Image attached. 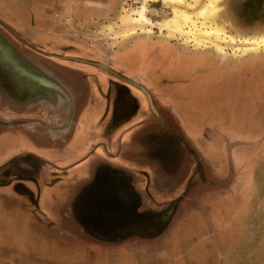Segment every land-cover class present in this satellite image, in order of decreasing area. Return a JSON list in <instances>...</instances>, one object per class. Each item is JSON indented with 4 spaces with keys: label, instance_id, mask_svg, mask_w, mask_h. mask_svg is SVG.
<instances>
[{
    "label": "rangeland",
    "instance_id": "1",
    "mask_svg": "<svg viewBox=\"0 0 264 264\" xmlns=\"http://www.w3.org/2000/svg\"><path fill=\"white\" fill-rule=\"evenodd\" d=\"M121 1V10L117 12L118 15H120V24L117 25L116 22L115 25L110 24V26L106 28L103 26L96 27L101 29V36L98 37V41L96 40L98 46L101 50L107 51L106 54L108 56H111L113 51L117 50L119 46L118 43H115L117 40H129L128 38L138 36L132 42L133 46L131 51L120 54V68L117 66L118 69L128 73L130 77L140 76L145 79L148 78V81L150 80L149 85L152 88L158 86L167 88L169 82L173 81L170 90L176 89L178 85H184V80H187L188 83L185 84L199 87L201 93L207 94L213 91L212 96L201 94L202 98L208 101L202 103V112L207 116L206 118L210 119L209 116L211 114L214 115L211 111H217L219 117L215 118L225 120L220 124L222 126L221 129H224V131H226V127H230V125L226 126L228 125L227 121L232 124L231 133L243 134L245 132L247 134L250 133V131L256 132V130H258L255 123L260 122V120L264 121V104L258 103L264 102V70L258 72L257 67L259 66L261 69L264 68V62H262L264 58H260L263 56L259 55L261 53L264 54V46L257 43L255 44L254 41L264 37V28L255 29L254 25H246L247 22L244 21L246 16L242 15H240L241 17L235 18V24L242 30L237 28V31H234L231 29V25H228L227 28L225 26V21L229 20L226 12L228 8L226 6V4H228L226 2L227 0H219L217 11L206 17H201L200 11L204 8L208 0H198V3L194 6L177 3L178 0H163V2L157 5L153 4L154 1L152 0ZM181 13L189 15L194 24L200 25L206 23L213 25L221 34H225L230 41L220 42L216 40L215 34L206 37L201 32H196L193 27H189V24L184 23L180 15ZM127 18L129 20H127ZM96 28L94 27V29ZM244 31L246 32L244 33ZM141 34L170 41L172 44L182 49L196 52L179 50L174 46L168 47L160 44L158 39L139 37ZM190 40H198L202 43V46H198ZM126 44L127 41L122 43V46ZM46 53L53 52L46 50ZM62 54L63 53H61V55ZM216 55L222 58L226 56H235L237 60L231 57L224 61L217 59ZM67 56L74 57L75 59L66 61L64 59L44 56H42L41 59L44 64L48 63L50 64L49 66L64 70V72L68 73L71 81H75V78L80 76L78 72L79 69L83 72L92 70V67L88 66L90 64L76 61V59L94 62L93 60L86 59L87 57H76L73 53ZM131 74H133V76ZM5 79V77L4 79L0 77V140L5 135V137L11 136L3 140L6 142L5 144L8 148L3 151V155L0 154V159L11 156L13 152L24 150H28V152L33 154V157L37 156L38 158L23 156L10 168L1 172L0 177L11 178L16 174H20L22 170L19 169V166L20 164H24L27 170H24L21 176L34 178L36 174L33 169L41 167L39 160L42 159L63 169L67 165H71L72 162L77 161V159L86 156L89 145L99 141V137H92L93 132H96L92 129L93 123L88 119L83 120V116L79 122L75 120L69 124L66 121L58 120L57 122L56 119L49 121L53 119L51 115L59 112L60 114H64L61 112V108L58 109V102H17L15 99L18 95V90L10 83L8 85V81ZM209 100L214 102L213 106L209 103ZM230 114L232 115L231 117L234 118L233 120L230 119ZM48 116L49 120H46L45 118H48ZM42 118L45 120H41ZM116 119L119 120V117H114L115 123L119 124ZM112 124L113 121L111 127ZM150 129V123L147 121L141 125L130 122L121 129H119L118 125H114V128L109 129V131H114V135L118 134L121 137L120 141H123L121 145H126L131 148L129 151L126 150L122 155V162L127 163L122 164V167L127 170H121L120 174L132 178V173L130 172L135 173L134 169L138 165L134 164L131 160H134V162L139 165H149V167L151 166L156 172L159 171L160 175L162 174V176H154L153 180H155V183L151 184V181H149L150 178L146 174L148 172L147 170H144L146 173L144 172L142 176L135 173L134 177L137 179L136 182L138 184L136 188H138L142 194L150 198L153 196L151 198L152 201L150 199L139 203L141 207L146 208L163 204L164 195H167V191H174L175 194H177L180 183L183 181L185 175L189 174L187 173L189 170H186V168L191 163L187 153L186 155L181 152L179 154L175 145L172 144V146L170 145L169 147L167 142L164 143L163 139L159 140V137H154L152 139L154 142L153 145L150 144L148 141ZM17 134L25 138H19ZM64 135L65 137H63ZM88 143L89 145L85 147L82 146ZM56 145L57 147L65 145V152L63 151L57 154L54 153L55 151L44 150L47 149V147ZM200 149L203 155H199L198 158L201 159L203 157L204 159L206 158L207 161L211 160L210 166L205 165L208 171H215L216 169L214 170V166H216L220 174L226 172L227 166L229 165L228 163H225V165H222L220 162L216 163L222 158L221 153H216L213 149L206 150L203 146H201ZM167 151L171 153V155L166 156ZM241 155L238 154L236 159L240 163H238L240 166L241 162L239 158H241ZM244 155H242L243 165L247 157V155L246 157ZM256 157L258 159V156ZM180 167L183 172L177 174L176 171H178ZM234 167L235 169L231 173L232 177L236 180L234 181V183H236L235 185L232 184L229 188L226 186L222 191H219V193L216 192V188L212 186L202 187V193L197 192L198 189L190 188L191 194L189 195H192V198L194 196L196 197L193 199H200L198 196H203L202 202H196V204H194L192 199L190 201L191 203L188 202L187 205L181 204V206H185L182 217L180 216L174 223L169 224V229H167V231L152 237L153 239L156 238L155 242L161 244L166 243L165 245L169 247L168 249L172 258V254L176 253L175 245L178 244V246H180L182 242V246L178 248L182 256L188 258L190 264H200L193 259H189V255L191 250L195 249V247H197V249H203L213 244V238L211 236H213L212 228H214V219L212 214L213 211L217 209V204L213 201L212 196L213 194L218 197L227 195L225 198L221 199H218L216 196L215 198L218 199L216 201H222L221 206L223 205V208L230 207L231 216L235 215L237 207L235 208L233 205L237 202L236 204L242 206L240 207L241 215L236 219V226L228 227V234H225L222 238V243L224 244H221L219 249H217L215 245L211 248L213 257L210 262L214 264H226L225 260L229 259L230 261L228 264H249L248 260L251 258V249L255 247V244L252 243V240L250 241V236L247 233V219L250 203L249 200L241 201L240 199H242L243 195L250 196L254 193L255 187L252 185V182L248 183V176L243 170H239L236 164ZM98 169L93 172L92 179H89L88 182L85 181L74 186L77 191L73 199L66 203H64V201L59 203L60 205L63 203L61 209L64 215V222L66 223L67 221L68 227L71 228L75 234L82 235V239L87 241L89 239H87L83 233H90L92 231L91 226L98 219L95 215L100 214L99 209H94V204L96 205V203L91 205L85 204L86 199L91 198V193L96 195L94 191L98 183L97 181L101 178V175L98 177ZM74 170L75 168L73 170L57 173H59V177L62 176L66 178L70 177ZM109 177H112L114 180L121 179L120 175L116 172L107 175V178ZM29 187L30 186L27 185V188ZM244 189L245 193L242 194ZM257 191V198L260 200H257L258 203L256 208L258 207V210L262 205V212H264V199H261L264 190L262 189L263 193H261V188ZM92 199H96V196H93ZM228 204L229 206H226ZM80 212H82V214ZM71 214L74 216L83 215L84 219L79 217L73 219V217L70 216ZM101 218L100 216V219ZM198 223L199 228L204 226L206 229L202 234L199 233H201L204 228L198 231L194 230L195 226H198ZM215 224L217 223L215 222L214 225ZM102 225V228L106 225L104 220ZM218 232H221V230L219 229ZM225 247H227V249ZM227 254H229V256ZM207 257L209 258V255H207ZM165 258H168L169 261V256H164V258L160 256V259H163V261Z\"/></svg>",
    "mask_w": 264,
    "mask_h": 264
},
{
    "label": "flooded vegetation",
    "instance_id": "2",
    "mask_svg": "<svg viewBox=\"0 0 264 264\" xmlns=\"http://www.w3.org/2000/svg\"><path fill=\"white\" fill-rule=\"evenodd\" d=\"M87 2L108 5L107 7L109 9L106 15L101 13V16H96L93 21L94 25L91 28L92 32L100 34L101 29L96 28L97 26H103L106 28L110 26V24L115 25L116 22L117 25L120 24V15H118L117 12L121 10V0H87ZM161 2H163V0H156L153 4L157 5ZM226 2L228 3L226 4L228 7L226 12L229 19L228 21H225L226 27L231 25V29L237 31L239 26L235 24V18L242 15L246 16L244 20L247 22L246 25H254L255 29L264 28V0H227ZM60 13L63 14V12H59V20L62 19ZM33 14L34 13H16V16H19L20 19L15 16L14 19L7 18V21L0 18V77L1 79H4L5 77V80L8 81V85L10 83L18 90V95L15 99L17 102H66L71 111L74 110L78 112L82 110L84 106L83 102H119L120 106L117 116L122 115L120 116L122 120L126 119L129 115H136V113H138V102H153L154 106L152 108L148 107L151 119L147 122L150 123V127L152 129L148 134V141L153 145L154 142L152 139L154 137H159V140L163 139V142H167L169 147L170 145L172 146V144L175 145L179 154L180 152L185 153L184 155L187 153L188 159L191 161L190 165L186 168V170H189L187 172L189 174L185 175L183 181L180 183L178 193L175 194L174 191H167V195H164L163 204H161L162 207L161 205H153L150 208L141 207V205H139L140 202H143L144 200L148 201L153 196L150 198L142 194L140 190L136 188L138 187L136 182L137 179L134 177L136 172H130L132 173V178H128L125 175L120 174L121 170L119 168H113L110 165L102 163L98 170V177L101 175V178L97 181L98 183L94 191L96 192V195L91 193V198H88L85 201V204L87 205L96 203V205L94 204V209L96 208L100 211L99 215H95L98 219L92 224V231L90 233L85 232V237L89 239V241L102 246L113 247L126 243L127 238H130L134 239L135 245L145 247L147 245L144 244L148 242L151 243L153 241L152 237L167 231V229H169V224L174 223L176 219L180 218V216L182 217L185 206H181V204L187 205V203L193 198H196L195 196L192 198V195H189L191 194L190 188L198 189L197 192L202 193V187L212 186L213 188H216V192L219 193V191H222L224 187L227 186L229 188L232 184H236L234 183L236 180L232 177L231 173L235 169L234 165L236 163H234V160L231 159V156L229 155L228 158V155L221 154V159H226V163L229 164L226 172L220 174L219 169H216L215 167L214 170L216 169L215 171L217 172L208 171L205 165L210 166L211 163L202 156V160L199 159V154L192 151L184 138L183 129L179 123L177 113L173 111H171V113L168 112L162 104L158 103L172 102V100L168 97L164 98L162 93L169 90L171 96L177 97L179 85L176 89L171 90L170 87L173 84L168 85L169 88H162L161 86L152 88L149 85L150 80L148 81V78L145 79L140 76L130 77L128 73L117 68V66L120 68V54L131 51L133 46L132 42L138 36L128 38L129 40H117L115 42L119 44L117 50L113 51L111 56H108L106 54L107 51L101 50L98 46L97 39L93 40L90 38V41H85L87 39L85 34L87 33V29H90V27L75 26L72 28L75 32V41L59 44V47H61L60 50L63 54L67 56L73 53L76 57H87L86 59L93 60L94 62L104 63L119 76L138 84L139 87L111 75L104 70L96 68L95 69L97 71H95V73L91 71L83 72L79 69L78 72L80 76H78V78L76 77L75 81H71L68 73L64 72V70L49 66L50 64L48 63L44 64L41 59V57L44 56L42 53L44 52L43 48L28 41L24 33L25 28H23V24L28 23V21L29 24H32L34 22ZM56 14H54V17H56ZM85 20L87 21L88 18H85ZM94 27L96 29H94ZM245 32L246 31H244V33ZM140 36L145 37L146 39H158L160 44L168 47L174 46L179 50H185L175 44H172L170 41L142 34L139 35V37ZM126 41L127 44L122 46V43ZM186 51L195 52L193 50ZM259 55L263 56H259L260 58H264L263 53ZM231 57L237 60L235 56H226L222 58L216 55L217 59L224 61ZM131 75L133 76V74ZM100 87L103 90L102 92L98 89ZM197 88L199 89V87ZM75 118H77L76 114ZM217 131H219L220 134H225L227 132V130L224 131V129L222 130L221 128ZM213 132L215 131L213 130ZM169 155H171V153L167 151L166 156ZM252 161L253 160H251V162ZM254 162L256 163L255 167L252 168L253 172L250 171V162H246V165H236L239 170H243L248 176V183L252 182V185L255 187L254 193L250 196L243 195L242 199H240L241 201L249 200L250 203L248 209L247 233L250 236V241L252 240V243L255 244V247L251 249V258H249L248 262L249 264H264V212H262V205L258 210V207L256 208L258 203L257 200H260L257 198V190L261 188V193H263L262 189L264 190V156L261 157V160L257 159V161ZM248 168L249 170H247ZM151 171L155 174L154 176H162L159 171L156 172L153 168ZM114 172L120 175V180H114L112 177L107 178V175H110V173L113 174ZM182 172L181 167L178 171H176L177 174ZM244 193L245 189L242 191V194ZM93 196H96V199H92ZM216 196L217 195L214 194L212 196L213 201L217 204V209L213 211L212 214L214 219V228H212L214 233L212 231L213 236H211L213 238V244H210V246L207 245L209 247H205L203 249H197V247H195V249L191 250L189 255V259H193L200 264H214L213 262H210L213 257V251L211 248L215 245L217 249H219L220 245L224 244L222 243V238L225 234H228V227L236 226V219L241 215L240 207L242 206L240 204H236L237 202L234 203L235 206L233 205V207L237 208L235 215L231 216V211L229 210L230 207L223 208V205L221 206L222 201H216L218 199L225 198L227 195L217 196L218 199L215 198ZM202 197L203 196H198L200 199H193V203L196 204V202H202ZM261 199H264V194ZM226 206H229V204ZM80 213L82 214V212ZM197 213L200 214L199 212ZM100 216L103 219H100ZM81 218L84 219V216L81 215ZM103 220L106 223V228H102ZM215 222L217 224L214 225ZM202 228H204V226L199 228L198 223V226H195L194 230L198 231ZM219 229L221 232H218ZM205 230L206 229L204 228V230L199 234H202ZM75 235L78 236V234ZM78 237H82V235ZM155 243V247L157 248L158 242ZM180 246H182V242L180 243ZM180 246H178V244L175 245L176 253L172 254L173 258L170 255L168 249L169 247H167L165 249V254L166 257L169 256V261L168 258H165L162 264H190L188 262V258L182 256L180 253L178 249ZM225 248L227 249V247ZM107 254L109 253L107 252ZM207 255H209V258ZM227 255L229 256V254ZM135 256L136 259H138L139 256L136 254ZM89 257V262H91V264H105V262L109 260V255L102 256L99 251L89 252ZM229 261V259H226L225 263L228 264Z\"/></svg>",
    "mask_w": 264,
    "mask_h": 264
},
{
    "label": "crops",
    "instance_id": "3",
    "mask_svg": "<svg viewBox=\"0 0 264 264\" xmlns=\"http://www.w3.org/2000/svg\"><path fill=\"white\" fill-rule=\"evenodd\" d=\"M107 6L101 5L100 3L87 2V0H0V18L7 21V18L14 19L16 13H34V22L29 24L28 21V23L23 24V28H25L24 33L28 41L43 48L45 52L42 53L45 57L59 59L56 56H61L70 58L65 54L61 55L62 52L59 44L75 41V32L72 29L75 26L90 27L85 34L87 38L85 40L86 42L90 41V38L93 40L98 39L100 34L92 32L91 28L94 25L93 21L96 16H101V13L103 15L108 13L109 9ZM59 12H63V14L60 13V16H62L60 20ZM54 14H56V17H54ZM16 17L19 18V16ZM85 18H88V20L86 21ZM46 50L53 53H46ZM95 68L104 70L94 66L89 71L95 73L97 71ZM261 70H264V68L261 69L258 66L257 71L260 72ZM185 83H188L187 80H184V85L178 86L177 97L171 96L169 90L162 93L164 98L168 97L172 102L158 103L162 104L168 112L171 113L173 111L177 113L179 123L183 129L184 138L192 151L203 155L200 149L203 146L206 150L213 149L216 153L226 154L228 158L230 155L236 164L239 163L236 160L237 155H241L242 153V155L245 154V157L247 155L245 163L250 162V171H252V168L255 167L256 162L254 161H256V156H258L259 160L264 156V121L260 120V122L255 123L258 129L256 132L250 131L247 134L245 132L243 134L231 133L232 124L227 121L228 125L226 126L230 125V127H226L227 132L225 134H220L217 130L222 127L220 124L225 120L215 118L219 117L217 111H211L214 115L211 114L209 116L210 119L206 118L207 116L202 112V103L208 101L202 98L201 94L203 92L201 93V90L196 86ZM170 84H173V81H170ZM98 89L100 92L103 91L101 87ZM204 95L212 96L213 91ZM83 103L82 110L78 112L71 111L66 102H58L57 107L58 109L61 108V112L64 114H60L59 112L51 115L53 119L49 120L50 115L45 119L49 121L56 119L57 122L58 120L66 121L69 124L75 120L79 122L83 116V120L88 119L91 121L93 123L92 129L96 131L93 132L92 137H99L100 139L95 144H91L90 142L91 145L89 143L82 145L83 147L89 145L86 156L77 159V161L72 162L71 165H67L63 169L43 159L39 160L41 167L33 169L36 174L34 178L21 176V173L27 170L24 164H20L19 166V169L22 170L20 174H16L11 178L0 177V264H91L89 262V252L93 251H99L102 256L109 255V260L105 264H162L163 259H160V256L163 258L164 256L166 257L165 249L168 246L165 245L166 243H158L156 248L155 239H152L153 241L151 243L144 244L147 245L145 247L135 245L134 239L130 238H127L126 243L119 246L107 247L82 239V237H78L80 235L76 236L75 232L68 227V222H64V215L61 209L63 203L62 205L59 203L62 201L64 203L69 202V200L76 196L77 190L74 188L75 185L85 181L88 182L89 179H92L93 172L102 163L110 165L113 168L117 167L120 170H127L122 167V164L126 163L122 162V155L126 150L129 151L131 148L126 145H121L123 142L120 141L121 137L118 134L114 135V131H109V129L114 128V125H118L119 129H121L130 122L141 125L149 121L151 117L148 107L152 108L154 106L153 102H138V113L136 115H129L123 120L118 115L119 120L116 119V121L119 124H116L114 117H117L120 106L119 102ZM209 103L212 106L214 105V102L210 101ZM258 103L264 104V102ZM75 114L77 118H75ZM231 116L230 114L229 117L233 120L234 118ZM45 119L42 118L41 120ZM112 121L113 124L111 127ZM10 136L3 137L0 140L1 155L8 148L5 144L6 142L3 140ZM19 138L25 137L19 135ZM44 150L55 151L54 153L60 154L63 151L65 152L66 147L65 145L57 147L56 145L47 147ZM242 155L239 158L241 164ZM23 156L33 157V154L28 152V150H24L13 152L7 158H1L0 173L10 168ZM33 158L37 159L38 157ZM251 160L253 161L251 162ZM131 161L138 165L134 169L137 174L143 175L144 170H147L148 172L145 173L149 176L151 184L155 183L151 166L146 165V167L137 164L134 160ZM226 161V159H220L216 163L220 162L222 165H225ZM208 162L211 163V160H208ZM214 167L218 169V167ZM74 168L72 177L63 178L62 176H58L59 173L73 170ZM27 185L30 187L27 188ZM72 214L70 216L73 219L75 217L81 218V216H74ZM137 252L141 253L138 254ZM135 254L139 256L138 259H136Z\"/></svg>",
    "mask_w": 264,
    "mask_h": 264
},
{
    "label": "bare ground",
    "instance_id": "4",
    "mask_svg": "<svg viewBox=\"0 0 264 264\" xmlns=\"http://www.w3.org/2000/svg\"><path fill=\"white\" fill-rule=\"evenodd\" d=\"M152 1H155V0H152ZM218 2H219V0H208L207 3H206V5L204 6V8L200 11V16L201 17H206V16H210L214 12H216L217 11V4H218ZM177 3H182L183 5L184 4H187L188 6H194V5H196L198 3V0H190V1L189 0H178ZM180 15H181V18L184 21V23L189 24L190 25L189 27H193V29L196 32H201L206 37H210L211 35L215 34L216 35V37H215L216 40L217 41H220V42H227L228 40L230 41V39L225 34H221L220 31H218V29L216 27H213V25L206 24V23H202L200 25H197V24L192 23L191 17L189 15L184 14V13H181ZM127 20H129V19L127 18ZM191 42L196 43L198 46H202V43L200 41H198V40H192ZM254 42H255V44L257 43L259 45H263L264 46V37L259 38V39H256Z\"/></svg>",
    "mask_w": 264,
    "mask_h": 264
},
{
    "label": "water",
    "instance_id": "5",
    "mask_svg": "<svg viewBox=\"0 0 264 264\" xmlns=\"http://www.w3.org/2000/svg\"><path fill=\"white\" fill-rule=\"evenodd\" d=\"M56 57H58L59 59H64V60L75 59V58H71V57H70V58H64V57H61V56H56ZM76 61L83 62V63H86V64H90V65H94V66H97V67H99V68H102V69L106 70L107 72H109L110 74H112V75H114V76H116V77H118V78H120V79H122V80H124V81H126V82H128V83H130V84H133L134 86L139 87L138 84L133 83L132 81H130V80H128V79H126V78H124V77H122V76H119L116 72L112 71V70H111L108 66H106L105 64H102V63H96V62H90V61H85V60H79V59H76Z\"/></svg>",
    "mask_w": 264,
    "mask_h": 264
}]
</instances>
